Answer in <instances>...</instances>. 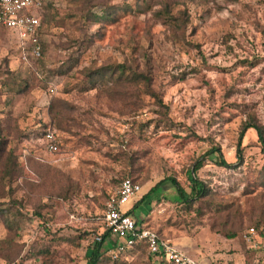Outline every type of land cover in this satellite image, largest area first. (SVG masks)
Returning <instances> with one entry per match:
<instances>
[{
    "label": "rangeland",
    "instance_id": "374dc122",
    "mask_svg": "<svg viewBox=\"0 0 264 264\" xmlns=\"http://www.w3.org/2000/svg\"><path fill=\"white\" fill-rule=\"evenodd\" d=\"M109 6L114 17L94 19ZM41 9L39 59L24 60L16 34L0 29V264H85L121 179L140 185L124 211L165 178L189 194V170L213 147L233 167L203 158L205 195L185 202L166 182L158 204L134 216L200 264H264L243 239L250 227L264 238L253 129L237 161L243 124L264 131V0H43ZM121 65L147 74L156 98L144 81L114 82L108 70ZM116 264L150 263L135 249Z\"/></svg>",
    "mask_w": 264,
    "mask_h": 264
},
{
    "label": "built area",
    "instance_id": "2783aa9c",
    "mask_svg": "<svg viewBox=\"0 0 264 264\" xmlns=\"http://www.w3.org/2000/svg\"><path fill=\"white\" fill-rule=\"evenodd\" d=\"M42 5L43 0H0V29L16 34L24 60L29 56L39 59L42 55V23L38 16ZM44 139L46 149L56 152L57 142L49 130ZM139 191L138 184L123 179L105 202L103 234H107L106 244L111 261H118L126 251L136 246H144L147 254L157 256L164 264H200L147 226H138L136 219L127 215L131 208L122 210ZM102 235L97 236L95 241L101 242ZM243 239L249 251L264 252V238L254 228H249Z\"/></svg>",
    "mask_w": 264,
    "mask_h": 264
},
{
    "label": "trees",
    "instance_id": "16d2710c",
    "mask_svg": "<svg viewBox=\"0 0 264 264\" xmlns=\"http://www.w3.org/2000/svg\"><path fill=\"white\" fill-rule=\"evenodd\" d=\"M88 1V0H87ZM43 8V5H42ZM110 9V10H109ZM42 10V9H41ZM113 7H110L108 9H106L103 13L102 16H98L95 15L94 19L95 20H102V21H106L108 19H111V17H114L115 12H113ZM39 14V13H38ZM41 47L42 43H41ZM42 55H43V48H42ZM109 75L110 78L115 82V81H120L123 77H126L127 79H130L132 82H139V81H144V83H146V87L148 89V95L156 98V95L153 94V92L150 90L149 88V83H150V79L148 77L147 74L144 73H137V72H127L125 66L121 65V66H115L113 68H109ZM108 74V73H107ZM97 75L104 78L105 77V70H98ZM97 77V76H94ZM249 129H253L256 134H257V140L258 143L260 144V149H261V153L264 155V131L263 129L258 126L257 124H255L252 119H249V122H246L243 124L242 129L239 133V138H238V143H237V161L238 163H240L242 161V156H241V142L242 139L245 135V132ZM44 136V135H43ZM43 141L45 142V139L43 137ZM1 143H2V127L0 124V147H1ZM46 144V143H45ZM206 157H210L211 160L214 162V164L218 167L221 168H232L233 165L227 163L221 153V150L219 148L213 147L211 148L204 157L199 158L195 161L194 165L192 166V168L189 170L188 174H187V179L190 183V193L187 194L178 184L177 182L173 179V178H165L164 180H162L161 182L157 183L154 187H152L147 194L143 195L139 201H137L133 207L127 212V215L132 216L133 218L136 219L138 226L142 227L143 226V222L144 219H137L134 214L135 211L141 206L142 203L147 202L149 205V210L150 205L152 203L158 204L159 202V197L156 196V192L160 189V187L166 183V182H170L173 187L176 189V192L178 193L179 198L182 201H189L191 199H195V198H200L201 196L205 195V191H204V185L202 182H200L197 177H196V173L197 171H199L202 167H203V163H204V159H206ZM124 179H129L131 180L133 183H136L139 185V183L136 181V179L134 178H130V177H126ZM123 180V179H121ZM120 183V181L118 182V184ZM118 184L116 185V187L118 186ZM140 186V185H139ZM115 187V188H116ZM111 194V193H110ZM110 194H108L107 199L109 198ZM154 195V196H153ZM256 226V224H255ZM253 228V227H250ZM255 229V228H254ZM233 236V235H232ZM106 240H107V234L104 233L102 235V241L101 242H96L93 241L91 246H89V248L87 249V253L85 255L86 258V263L85 264H102L105 262H112L113 264L116 263H121L122 261H125L126 257L131 255V253H133V251H135V249H140V250H144L146 253V249L144 246H136L134 247L132 250L126 251L118 261H111V258L108 254V246H106ZM148 259H149V263L150 264H155V262L158 260L157 256L155 255H149L147 254ZM158 264H164V262H159Z\"/></svg>",
    "mask_w": 264,
    "mask_h": 264
}]
</instances>
